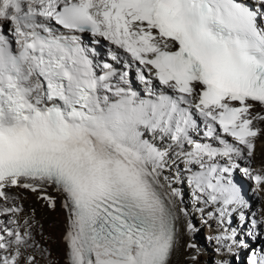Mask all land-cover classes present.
Here are the masks:
<instances>
[{
    "label": "snow or ice",
    "instance_id": "6c2138e0",
    "mask_svg": "<svg viewBox=\"0 0 264 264\" xmlns=\"http://www.w3.org/2000/svg\"><path fill=\"white\" fill-rule=\"evenodd\" d=\"M260 16L240 0H0V199L13 186L63 193L68 264H170L178 192L163 176L168 152L156 137L192 146L186 162L200 171L190 182L206 202L245 204L227 176L238 165L214 158L251 163L264 137ZM87 31L130 53L141 79L154 73L174 95L144 98L114 85L107 63L98 74L77 34ZM193 109L222 147L192 139ZM241 171L264 189V168ZM7 223L0 264H21L34 246L31 224ZM251 264H264V254Z\"/></svg>",
    "mask_w": 264,
    "mask_h": 264
},
{
    "label": "bare ground",
    "instance_id": "6f19581e",
    "mask_svg": "<svg viewBox=\"0 0 264 264\" xmlns=\"http://www.w3.org/2000/svg\"><path fill=\"white\" fill-rule=\"evenodd\" d=\"M253 1L258 2L260 8L261 3H264V0ZM260 13H264V8H261ZM258 23L264 25V16L259 17ZM9 34L11 33L9 32ZM92 37L97 38V42L90 45L99 54H102L103 46L116 50L117 56L121 54V57L129 64L128 76L129 74L132 77L134 76L133 67L135 66H139L141 70L143 69L138 61H132L130 53L118 45L102 36L92 34ZM143 72L145 75H151L146 70ZM148 83L153 84L152 78L149 79ZM256 110L260 111L259 105H257ZM192 111L194 113L193 119L196 121L195 127L190 130V135L193 136L192 139L198 143L211 144L212 147H222L218 140L206 135L208 128L205 118L199 115L198 110L193 109ZM259 126L264 128V123ZM217 131L221 138H226L230 143H235L234 138L223 133L218 127ZM156 142L161 150L168 152L163 176L169 177L171 187L178 192V195L173 197L176 236L173 252L170 256V264H228L230 260L237 261L240 258V253L247 251L245 248H239L237 243H234L235 237L245 236L246 239L248 234L254 231H259L264 236V189L258 187L250 176L244 175L241 171L245 167L264 168V137L256 140V149L251 158V163H249L248 158L236 157L232 161H229L227 157L214 158L215 162L221 167H227L230 163L238 165V168H233L227 174L228 179L239 188L244 201L247 199L255 203V210L249 213L250 222L246 224L247 227L243 228L238 227L237 223L232 220V214L236 213L239 219H243L248 212V205H232L225 208L220 202H206L207 194L201 193L190 182L192 173L200 171L199 165L188 164L186 156L182 154L183 149L191 151V145L185 143L181 147L176 145L170 137L161 139L159 135L156 137ZM7 192L10 199L7 201L0 199V210L5 207H18L21 211L14 214L0 211V222H3V224L6 222L7 227L11 228L13 225L7 223L9 220H14L23 226L25 219H27L31 224L34 243L40 244L39 247L34 244L33 247L23 250L24 255L21 264H24L28 256L35 257V264H68V245L64 239L67 231L68 212L63 207L64 194L57 191L53 185H44L41 190L35 192L23 187L13 186L8 188ZM181 196L183 197L182 200H180ZM43 197L54 200L55 206H50L48 200ZM5 215L8 216L5 217ZM215 215H219L220 219H217ZM253 220L257 221L255 226L252 224ZM205 222L208 223V227H204V235L200 233L197 235L195 229L203 226ZM192 236L193 239L196 236L199 237L200 243L198 246L196 243L191 244ZM253 246L247 248L249 250L246 254V264H251L254 254H264V241ZM53 259L55 262H52Z\"/></svg>",
    "mask_w": 264,
    "mask_h": 264
},
{
    "label": "rangeland",
    "instance_id": "374dc122",
    "mask_svg": "<svg viewBox=\"0 0 264 264\" xmlns=\"http://www.w3.org/2000/svg\"><path fill=\"white\" fill-rule=\"evenodd\" d=\"M103 51H104V49H103ZM191 137H193V136L191 135ZM186 152H188V151H186L185 149L182 150V154L183 155ZM195 168H198V167H195ZM174 181H176V179H174ZM242 198L244 199V197H242ZM182 199H183V197L180 198V200H182ZM244 202H245L246 205H248V212H247L246 216L243 219H239V217L236 216V213L235 214L234 213L232 214V220L235 223H237L238 227H240V228L247 227L246 224L249 223L250 222V219H251L249 213H251L252 211L255 210V203L254 202H252L251 200H247V199ZM183 205H184V201H183ZM7 216L8 215H5V217H7ZM215 217L217 219H220L219 218V215H215ZM242 222H244V223H242ZM3 226H7L6 225V222H4ZM204 227H208V223L207 222L203 223V226L195 229V232L197 233V235L199 233L204 235ZM193 229H194V227H193ZM235 238H236V240H234V243H237V245L239 246V248L240 247L242 249L245 248V250L247 252L240 253V256H239L240 258H238L237 261L236 260H230L231 263L229 262L228 264H246V262H245L247 260L246 254H248V250H249L247 248H249L250 246L254 247L253 245L260 244L262 241H264V236L259 231L258 232L257 231H254L253 233H249L248 234V238H246V239H245V236H243V237H238L237 236ZM208 241L210 242V240H208ZM208 241H206V242H208ZM194 243H196L197 246L199 245L200 240H199V237L198 236H196L195 239H193V236H192V238H191V244L194 245ZM34 244H35L36 247H39V245H40L39 243H34ZM52 262H55V260L53 259Z\"/></svg>",
    "mask_w": 264,
    "mask_h": 264
}]
</instances>
